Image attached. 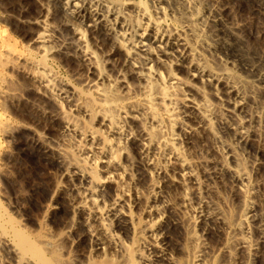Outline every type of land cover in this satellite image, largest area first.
<instances>
[{"label": "bare ground", "instance_id": "6f19581e", "mask_svg": "<svg viewBox=\"0 0 264 264\" xmlns=\"http://www.w3.org/2000/svg\"><path fill=\"white\" fill-rule=\"evenodd\" d=\"M51 1L59 37L44 6L38 15L24 13L14 22L25 27L24 36L45 57L75 62V74L96 95L90 106L49 73L31 76L71 112L60 117V132L72 151L40 134L35 143L55 156L72 181L76 197L69 215L76 217L67 226L79 264L86 257L79 251L84 243L88 254H123L114 229L135 241L132 254L141 264H184L172 246L177 230L193 243L188 264H249L248 258L259 264L264 59L244 58L235 41L264 36V1L253 0L249 9L258 18L259 34L241 14L243 3L252 0ZM81 119H91V125L81 127ZM204 134L208 146L199 148ZM218 188L239 205L232 220L213 198ZM59 200L54 199L52 215L62 210ZM223 230L226 241L212 245ZM27 243L19 247L5 239L9 258L40 264L28 255Z\"/></svg>", "mask_w": 264, "mask_h": 264}, {"label": "rangeland", "instance_id": "374dc122", "mask_svg": "<svg viewBox=\"0 0 264 264\" xmlns=\"http://www.w3.org/2000/svg\"><path fill=\"white\" fill-rule=\"evenodd\" d=\"M4 1L0 0V234L19 247L28 242L29 252L27 247L24 251H27L28 255L34 257L40 264L45 262L46 264L52 262L53 264H79L75 256L76 248L68 235L69 227L67 226L69 220L72 221L76 217L75 214L69 215L76 197L71 190L72 181L64 174L63 165L56 162L55 156L52 155L51 159L52 156L45 154L35 143L36 137L40 134L46 136L55 146L72 151L70 140L60 132L62 124L60 117L69 116L71 112L67 110L65 104L59 105L51 99L32 77L44 72L49 73L55 77L58 86L75 89L80 94L81 100L90 106L95 103L96 95L94 90L87 87L80 79V75L75 74L77 70L75 62L74 64L73 61L64 62L55 55L45 57L40 48L26 39L24 36L26 29H23L25 27L22 28L21 24L14 22L24 13L38 15V11H42L44 6L53 33L55 37H59V20L51 19L56 12L53 2L51 0ZM148 3L147 0H143V4ZM243 4L245 9L241 14L252 23L251 27L258 33L259 27L257 28L256 22L254 23V19L258 18L253 17L255 14L249 11L256 3L252 0ZM139 20L144 21L142 17ZM258 36L261 39H258ZM258 36L245 38V42L244 40L235 41L238 48L235 47L242 56H245L244 58L251 61L264 59V36ZM98 57L100 60V52ZM210 62L217 66L215 62ZM98 67L107 70L104 63H100ZM236 70L230 68L231 72L236 73ZM240 72L247 80L251 79L246 71L240 70ZM125 103L122 102L120 105ZM79 123L81 127L86 128L91 125V119H81ZM208 141L209 138L204 134L199 148L207 147ZM263 141L261 140L264 144ZM261 142L258 146L263 147ZM199 148L197 149L200 151ZM172 190L175 194L176 190ZM56 198L61 200L59 202L62 203L60 204L62 210L52 215L51 206ZM213 198L224 208L228 219L232 220L233 214L239 208L236 199L223 188H218ZM263 198L264 196L262 197L264 212ZM114 233L123 242L125 247L123 254L114 253V258L108 255L88 254L87 244L84 243L85 245L79 247L80 253L86 255L82 264H141L138 256L132 254L135 241L131 238L129 240L122 231L114 229ZM172 236L175 256L184 264H188L193 243L188 240L185 231L177 230ZM227 236L228 232L223 230L215 236L212 245L217 247L226 241ZM5 239H2L0 243V264H24L20 259L14 261L9 258L4 244ZM263 253L264 250L260 257L262 259L258 261L259 264H264ZM49 261L52 262L49 263ZM247 261L249 264L253 263L251 258Z\"/></svg>", "mask_w": 264, "mask_h": 264}]
</instances>
